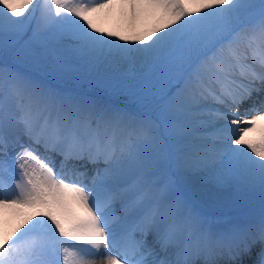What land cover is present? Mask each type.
Returning a JSON list of instances; mask_svg holds the SVG:
<instances>
[{
	"label": "snow or ice",
	"instance_id": "6c2138e0",
	"mask_svg": "<svg viewBox=\"0 0 264 264\" xmlns=\"http://www.w3.org/2000/svg\"><path fill=\"white\" fill-rule=\"evenodd\" d=\"M0 264H264V0H0Z\"/></svg>",
	"mask_w": 264,
	"mask_h": 264
},
{
	"label": "rangeland",
	"instance_id": "374dc122",
	"mask_svg": "<svg viewBox=\"0 0 264 264\" xmlns=\"http://www.w3.org/2000/svg\"><path fill=\"white\" fill-rule=\"evenodd\" d=\"M99 25L103 27H115L117 30L120 29L121 27H126L127 22L120 16L119 10L117 9L116 12L108 17H105L102 21H99ZM95 95H102V92L100 90H96ZM113 102L121 105H126L127 104V98L124 96H115L112 98Z\"/></svg>",
	"mask_w": 264,
	"mask_h": 264
},
{
	"label": "bare ground",
	"instance_id": "6f19581e",
	"mask_svg": "<svg viewBox=\"0 0 264 264\" xmlns=\"http://www.w3.org/2000/svg\"><path fill=\"white\" fill-rule=\"evenodd\" d=\"M98 23H99V22H98ZM98 26L104 28L106 31H107V30H116L115 27H103V26H101V25H99V24H98ZM118 28H119V27H117V29H118ZM18 223H19L18 221H13V222H11L10 224L6 225V227L8 228L9 231H11V230L14 229L15 226L18 225Z\"/></svg>",
	"mask_w": 264,
	"mask_h": 264
}]
</instances>
